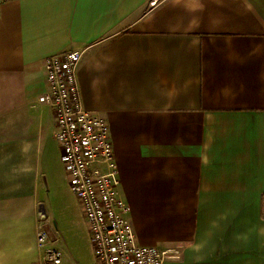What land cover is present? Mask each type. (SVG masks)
Wrapping results in <instances>:
<instances>
[{
  "label": "crops",
  "instance_id": "obj_1",
  "mask_svg": "<svg viewBox=\"0 0 264 264\" xmlns=\"http://www.w3.org/2000/svg\"><path fill=\"white\" fill-rule=\"evenodd\" d=\"M152 1L0 0V264L42 262L60 150L38 97L69 51L137 244L163 264H264V0Z\"/></svg>",
  "mask_w": 264,
  "mask_h": 264
},
{
  "label": "built area",
  "instance_id": "obj_2",
  "mask_svg": "<svg viewBox=\"0 0 264 264\" xmlns=\"http://www.w3.org/2000/svg\"><path fill=\"white\" fill-rule=\"evenodd\" d=\"M81 57L82 52L69 51L46 58L45 91L38 103L52 109L60 163L69 192L81 203L95 264H163L166 252L136 242L127 217L129 207L119 197L109 125L81 102L77 79ZM49 239V231L39 227L41 264H62L60 250L49 246Z\"/></svg>",
  "mask_w": 264,
  "mask_h": 264
},
{
  "label": "rangeland",
  "instance_id": "obj_3",
  "mask_svg": "<svg viewBox=\"0 0 264 264\" xmlns=\"http://www.w3.org/2000/svg\"><path fill=\"white\" fill-rule=\"evenodd\" d=\"M53 166L54 174L39 194L46 214V225L43 228L51 232L50 239L56 238L62 247L64 264H95L81 203L69 192L60 161Z\"/></svg>",
  "mask_w": 264,
  "mask_h": 264
}]
</instances>
